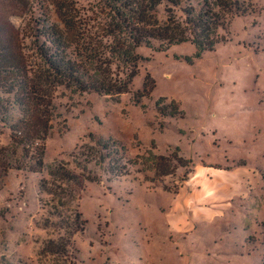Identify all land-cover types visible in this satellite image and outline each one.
Instances as JSON below:
<instances>
[{
	"label": "rangeland",
	"instance_id": "rangeland-1",
	"mask_svg": "<svg viewBox=\"0 0 264 264\" xmlns=\"http://www.w3.org/2000/svg\"><path fill=\"white\" fill-rule=\"evenodd\" d=\"M241 1L249 12L228 14L222 41L201 58L189 43L165 52L139 47L144 61L134 94L113 99L68 92L69 114L53 123L52 137L32 147L45 148L46 171L67 163L91 134L120 142L130 159L176 153L193 164L188 185L183 188L189 178L181 185L183 168L164 180L166 188L87 183L76 206L86 225L75 247L45 259L38 255L44 241L69 234L44 227L50 198L40 193V177L11 169L0 177V264H262L264 0ZM199 3L205 0L185 6ZM148 75L154 87L141 96ZM170 103L183 114L170 116ZM20 121L17 113L0 116L6 163L20 156L11 130Z\"/></svg>",
	"mask_w": 264,
	"mask_h": 264
},
{
	"label": "trees",
	"instance_id": "trees-1",
	"mask_svg": "<svg viewBox=\"0 0 264 264\" xmlns=\"http://www.w3.org/2000/svg\"><path fill=\"white\" fill-rule=\"evenodd\" d=\"M188 1L0 0V116H21L11 125L20 156L6 163L9 150L0 148V177L11 169L38 175L41 195L50 198L44 205V227L69 234L44 241L39 258L63 256L68 247H75V235L86 225L76 206L87 183L125 180L166 188L164 180L180 168L185 170L182 186L193 172L192 162L176 153L130 159L123 144L93 134L68 155L67 163L57 162L47 171L45 148H32L36 141L52 137L53 123L69 114L68 92L113 99L134 94L133 80L144 61L137 54L139 47L165 52L189 43L196 48L194 58H201L222 41L219 31L228 27V14L249 12L241 0L185 6ZM161 17L167 22L159 23ZM153 87L148 75L141 96ZM170 106V116L183 114L176 103ZM67 130L58 133L63 136ZM261 228L264 236V223ZM262 245L264 264V239Z\"/></svg>",
	"mask_w": 264,
	"mask_h": 264
},
{
	"label": "crops",
	"instance_id": "crops-1",
	"mask_svg": "<svg viewBox=\"0 0 264 264\" xmlns=\"http://www.w3.org/2000/svg\"><path fill=\"white\" fill-rule=\"evenodd\" d=\"M190 181H191V176H189V180H188V182L183 186V188L186 187Z\"/></svg>",
	"mask_w": 264,
	"mask_h": 264
}]
</instances>
